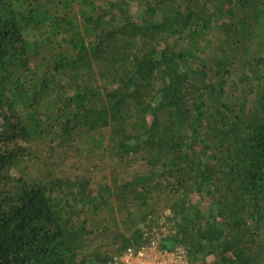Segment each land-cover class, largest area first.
I'll return each instance as SVG.
<instances>
[{
	"label": "trees",
	"instance_id": "1",
	"mask_svg": "<svg viewBox=\"0 0 264 264\" xmlns=\"http://www.w3.org/2000/svg\"><path fill=\"white\" fill-rule=\"evenodd\" d=\"M161 225L189 264H264V0H0V264Z\"/></svg>",
	"mask_w": 264,
	"mask_h": 264
},
{
	"label": "built area",
	"instance_id": "2",
	"mask_svg": "<svg viewBox=\"0 0 264 264\" xmlns=\"http://www.w3.org/2000/svg\"><path fill=\"white\" fill-rule=\"evenodd\" d=\"M165 234L154 228L149 244L139 247L128 245L122 251L114 253L106 264H189L182 246L167 250L159 245L160 238Z\"/></svg>",
	"mask_w": 264,
	"mask_h": 264
},
{
	"label": "rangeland",
	"instance_id": "3",
	"mask_svg": "<svg viewBox=\"0 0 264 264\" xmlns=\"http://www.w3.org/2000/svg\"><path fill=\"white\" fill-rule=\"evenodd\" d=\"M157 230L160 232V233H167L168 230H169V227L168 226H165V225H161V227L157 228ZM208 260H212V257H208ZM198 264H201L198 263Z\"/></svg>",
	"mask_w": 264,
	"mask_h": 264
}]
</instances>
